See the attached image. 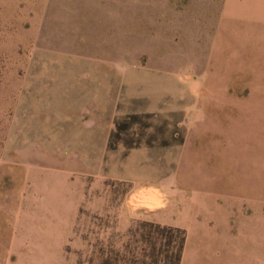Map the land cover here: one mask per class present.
I'll list each match as a JSON object with an SVG mask.
<instances>
[{"label":"rangeland","instance_id":"374dc122","mask_svg":"<svg viewBox=\"0 0 264 264\" xmlns=\"http://www.w3.org/2000/svg\"><path fill=\"white\" fill-rule=\"evenodd\" d=\"M227 1L0 0V264H264V25Z\"/></svg>","mask_w":264,"mask_h":264},{"label":"crops","instance_id":"0c3cea01","mask_svg":"<svg viewBox=\"0 0 264 264\" xmlns=\"http://www.w3.org/2000/svg\"><path fill=\"white\" fill-rule=\"evenodd\" d=\"M224 11L228 19H245L264 25V0H228Z\"/></svg>","mask_w":264,"mask_h":264},{"label":"bare ground","instance_id":"6f19581e","mask_svg":"<svg viewBox=\"0 0 264 264\" xmlns=\"http://www.w3.org/2000/svg\"><path fill=\"white\" fill-rule=\"evenodd\" d=\"M156 197V196H155Z\"/></svg>","mask_w":264,"mask_h":264}]
</instances>
